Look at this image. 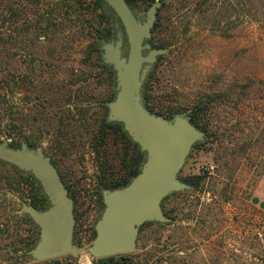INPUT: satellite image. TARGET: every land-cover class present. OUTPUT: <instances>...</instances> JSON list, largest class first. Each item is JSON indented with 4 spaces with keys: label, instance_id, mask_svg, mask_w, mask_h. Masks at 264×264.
<instances>
[{
    "label": "rangeland",
    "instance_id": "obj_1",
    "mask_svg": "<svg viewBox=\"0 0 264 264\" xmlns=\"http://www.w3.org/2000/svg\"><path fill=\"white\" fill-rule=\"evenodd\" d=\"M13 1L20 6L17 14L7 10L0 16L1 59L11 67L20 62L23 74L29 72L24 62L43 59L59 78L74 81L69 85L72 89L87 92L91 102L97 105L107 100V82L95 85L71 74L84 61L93 41L80 33V24L67 21L63 29L53 28L55 33L40 38L44 47L37 52L31 27L34 15L30 12L35 9V0ZM52 2L39 1L48 21ZM145 12L140 6L135 15L144 19ZM54 13L59 15L63 10L55 7ZM181 19L177 18L182 22L180 33L144 80L152 108L171 118L169 108L184 107L202 95H214L217 101L203 115L207 126L204 139L193 146L178 175L181 179L199 176L197 186L170 194L163 211L171 221L143 226L136 249L129 253L133 264H141L151 254L160 258L158 264H264V20L244 18L228 28V34H222L205 26L198 16ZM166 26L169 24L157 33L163 40L169 37ZM52 49L57 51L53 55L49 54ZM32 73L39 80L50 78V73L38 67ZM181 111L189 115L188 110ZM100 114L99 107L89 111V130L96 129ZM90 136L82 131L78 146L55 162L73 199V241L78 247L89 246L95 237L94 225L104 208L99 198L103 189L98 184L105 176L117 173L123 151L122 143L113 144L109 138L98 156ZM51 138L43 135L42 147L48 156ZM23 197L14 207L26 214L20 209L22 202L29 204V197ZM4 205L0 202V223ZM68 255L58 256L63 264H93L95 259L88 253Z\"/></svg>",
    "mask_w": 264,
    "mask_h": 264
},
{
    "label": "trees",
    "instance_id": "obj_2",
    "mask_svg": "<svg viewBox=\"0 0 264 264\" xmlns=\"http://www.w3.org/2000/svg\"><path fill=\"white\" fill-rule=\"evenodd\" d=\"M26 1L32 2V0ZM39 1H34L35 9L30 11L34 15V23L31 27L37 40L33 43L34 49L37 52H42L44 45L39 40L42 36L45 38L48 36L47 34L55 33L53 28L63 29V24L67 21L78 22L81 27L80 33L83 36H90L93 41L85 51L86 58L78 64L77 68L73 69L71 74L76 75L83 82L92 81L95 85L107 82L110 94L107 100L97 102L96 105L91 102L90 95L83 89L74 90L69 86L74 83L72 79L68 81L59 78L50 65L47 67V61L45 63L43 59H30L29 62H24L23 64L29 72L23 74L20 72V62L15 67H11L5 59L0 57V141H2V137L13 148H18L22 142L35 148L42 147L45 133L50 134L52 141L48 147L49 156L55 166L57 157L67 156L73 148L78 146L82 131H88L89 135L91 134L90 144L98 156H101L99 149L105 147L107 140L112 138L113 144L117 142L123 144V151L117 163L118 171L110 178L105 176L98 185L101 189L125 186L139 172L145 153L124 131L122 123L107 120L106 103L113 98L115 93V71L111 65L103 62L100 46L102 40L108 41L114 37V23L119 21V18L105 0H53L51 5L54 7L51 9V13L49 12L51 20L48 21L45 13L41 12L43 9L38 7ZM125 1L135 14V10L140 6L143 10H147L155 0ZM55 7L63 10V13L55 14ZM7 10L17 14L20 6L13 0H0V16ZM195 16H198L201 22L211 30L228 34L230 31L228 28L241 22L244 18L255 21L264 20V0H162L152 29L151 47L169 46L172 39L180 33V20L177 21V18L189 19ZM172 17H175L176 21H173ZM180 23L182 22L180 21ZM165 24H169L166 29L168 32L170 29V32L169 37L163 40L157 33L163 30ZM25 29L27 30L28 27ZM1 34L0 31V56L3 50ZM56 52V49H52L49 54L53 55ZM162 58V55L158 56L156 62ZM36 67L42 72L50 73V78L42 80L35 78L32 70H35ZM74 70L79 74H75ZM142 96L144 105L150 112L164 116L152 108L154 103L151 102L144 82ZM214 101H217L214 95H202L197 101L184 107L169 108V117L181 113L182 108L188 110L190 122L201 131L206 132L207 126L203 121V115L210 105L214 104ZM98 107L101 109V114L98 116L99 119H96V129L89 130L90 116L88 113ZM93 111L92 114L96 113ZM104 155H106L105 152L102 156ZM59 176L68 189L60 174ZM198 179L199 176H189L181 180L195 187L198 184ZM24 195L29 197V204L37 209H45L48 206L46 195L31 173L0 160V202L5 204L3 207L5 208L4 219L0 223V240H4L3 238L6 240L2 247L5 249H0V264H63L59 257L35 261L29 255L28 251L36 243L39 230L28 215L20 213L19 208L14 207V203L18 202L17 199L24 198ZM169 196L164 197L161 201L162 209ZM99 198H102L100 192ZM102 206H104L103 203ZM154 223L156 222H145L139 230L141 231L145 225ZM68 256L71 257V255ZM155 256V254H151L142 259L141 264H158L160 258L156 259ZM93 264H133L132 253L96 258L93 259Z\"/></svg>",
    "mask_w": 264,
    "mask_h": 264
},
{
    "label": "water",
    "instance_id": "obj_3",
    "mask_svg": "<svg viewBox=\"0 0 264 264\" xmlns=\"http://www.w3.org/2000/svg\"><path fill=\"white\" fill-rule=\"evenodd\" d=\"M105 1L119 18L114 23V37L102 40L100 46L103 62L115 71V93L106 103L107 120L122 123L145 158L128 184L102 190L104 208L94 225L95 237L89 246L78 247L73 241V200L50 156L41 146L31 148L22 142L13 148L6 140L0 141V160L31 173L48 200L45 209L26 202L20 209L39 230L35 245L28 251L36 261L81 253L96 259L134 251L139 229L145 222L171 221L161 201L190 188L178 174L192 146L205 137L187 113L166 118L150 112L143 102V82L157 57L167 51L165 47H151L149 42L162 0L150 4L144 19H139L125 0Z\"/></svg>",
    "mask_w": 264,
    "mask_h": 264
},
{
    "label": "flooded vegetation",
    "instance_id": "obj_4",
    "mask_svg": "<svg viewBox=\"0 0 264 264\" xmlns=\"http://www.w3.org/2000/svg\"><path fill=\"white\" fill-rule=\"evenodd\" d=\"M148 74H149V73H148ZM195 144H197V143H195ZM195 144H194V145H195ZM194 145H193V146H194ZM193 146H192L191 150L193 149ZM191 150H190V152H191ZM189 154H190V153H189ZM58 174H59V173H58ZM67 192H68V190H67ZM68 195H69V193H68ZM69 196H70V195H69ZM72 200H73V199H72Z\"/></svg>",
    "mask_w": 264,
    "mask_h": 264
}]
</instances>
